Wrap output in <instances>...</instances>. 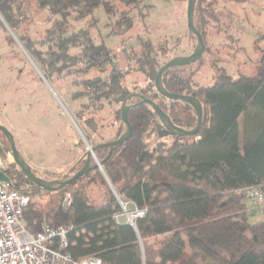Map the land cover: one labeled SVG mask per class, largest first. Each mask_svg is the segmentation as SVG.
Returning <instances> with one entry per match:
<instances>
[{"label":"trees","instance_id":"1","mask_svg":"<svg viewBox=\"0 0 264 264\" xmlns=\"http://www.w3.org/2000/svg\"><path fill=\"white\" fill-rule=\"evenodd\" d=\"M143 1L0 0V26L14 33L40 72L48 81L69 79L70 99L79 101L73 114L91 147L102 143L92 137L97 131L93 113L117 105L116 139L125 130L121 103L131 94L154 101L178 126L195 125L191 105L167 99L154 87L156 73L165 63L159 60L168 51L165 46L156 48L151 40L140 39L137 48L124 50L127 67H122L117 53L96 42L89 27L72 26V21H82L102 6L106 14L118 16L114 26L117 34H124L132 27L133 11L146 15L141 11ZM203 2L196 0L193 23L207 48L206 12L210 10L218 23L221 14L212 2L204 9ZM118 4L123 6L119 11ZM35 12L45 13L49 23L38 39L28 28ZM187 66L165 70L162 83L170 92H194L201 101L196 134L173 135L149 104L131 106L130 137L105 160L109 148L94 152L98 161L104 160L103 172L91 168L56 190L59 203L49 210L32 198L34 190H48L29 181L14 162L2 167L11 187L29 197L22 208V223L29 232L71 223L66 249L78 264L89 256L100 264H264V219L250 220L241 192L249 185H261L264 191V46L249 75L233 78L219 67L212 83L196 85L193 73L183 74ZM130 71L142 74L146 84L133 81L129 88L125 78ZM138 100L135 95L129 103ZM150 135L153 143L147 140ZM94 162L90 157L89 165ZM105 178L114 191H107L103 202L91 203L85 184L106 186ZM66 192L72 195L69 208L61 204ZM119 200L144 209V214L133 225L116 220L113 214L122 210Z\"/></svg>","mask_w":264,"mask_h":264},{"label":"rangeland","instance_id":"2","mask_svg":"<svg viewBox=\"0 0 264 264\" xmlns=\"http://www.w3.org/2000/svg\"><path fill=\"white\" fill-rule=\"evenodd\" d=\"M143 2L146 6L141 11L146 15L139 17L137 11H133L135 19L132 27L124 34L116 32L114 23L118 16L106 14L102 6L97 7L92 16L72 21V26L76 29L89 27L96 42L102 41L117 53L122 67H127L124 50L137 48L140 39L151 40L156 48H167V53L160 56V62L190 54L196 39L187 28V0ZM210 2L221 14V22H216L209 15L210 10L206 12L209 21L207 48L201 59L188 65L183 72L184 75L193 73L196 85L212 83L219 67L233 78L240 74H252L264 46V0H204V9L209 8ZM115 6L117 11L123 8L121 4ZM32 19L28 25L29 33L38 39L49 25L47 16L43 12H35ZM133 81L146 84L142 74L130 71L125 83L131 88ZM72 91L69 79L48 81L14 33L0 26V123L12 133L16 148L32 171L47 180L72 175L83 166L85 158L82 157L87 147L91 146L85 138L81 122L74 117L73 110L79 101L70 99ZM116 107L107 106L93 113L97 131L92 133V137L96 142L115 139L119 125L114 117ZM153 139V135L147 138L152 143ZM5 144L8 145L7 140L0 133V166L3 167L13 162ZM92 158L96 162V157ZM106 183V186L98 182L85 184L91 203L103 202L107 191H114L107 179ZM32 198L49 210L58 205L60 192L34 190ZM258 219H264V214L250 215L251 221ZM120 220L125 221V218Z\"/></svg>","mask_w":264,"mask_h":264},{"label":"built area","instance_id":"3","mask_svg":"<svg viewBox=\"0 0 264 264\" xmlns=\"http://www.w3.org/2000/svg\"><path fill=\"white\" fill-rule=\"evenodd\" d=\"M2 169V168H0ZM247 210L250 214H264V191L261 185H249L242 188ZM28 195L11 187L9 181L0 180V264H78L67 251L68 233L72 224L57 227L45 225L38 232H29L22 223V208L28 202ZM72 195L66 192L61 204L69 208ZM121 212L113 217L133 223L145 210L131 203L119 200ZM81 264H100V260L89 256Z\"/></svg>","mask_w":264,"mask_h":264},{"label":"water","instance_id":"4","mask_svg":"<svg viewBox=\"0 0 264 264\" xmlns=\"http://www.w3.org/2000/svg\"><path fill=\"white\" fill-rule=\"evenodd\" d=\"M195 2L196 0H187V6H186L187 28L194 35L196 39V43H195V46L192 52L186 56H176V57H172L171 59L167 60L158 69L156 76H155V80H154V87L157 90V92H159L162 96L166 97L167 99H173V100H179L182 102H186L192 106L196 114L195 125L190 129H186L184 127L178 126L171 121L167 113L164 110H162L154 101L145 97L142 94H131L122 101L121 107H120L121 119H122V122L125 124V130L116 139L99 143L93 147L88 146L87 151L85 153L86 159H85L83 166L79 168L78 170H76L75 172H73L72 175L47 180L45 178H42L36 175L32 171L30 164L22 157V155L16 148L12 133L4 125L0 123V133L4 135L8 143V145L7 144L4 145L5 149L12 156L13 162L20 168L22 173L28 178L29 181L33 182L37 187L41 189L51 191V190H58L64 187L65 185L73 182L81 174L85 173L91 168H98L102 171L103 161L106 158H108V156L111 154V152L116 147H119L131 135V126H130L129 121L127 120V112L130 109V107L133 105L142 104V103L149 104L154 110V112L156 113L160 123L166 128V130H168L173 135L191 136V135L196 134V132L198 131L201 125V121H202L203 109H202L201 101L198 99V97H196L194 92L190 94L170 92L165 89L162 83V74L165 70L171 67H175V66L189 65L195 62L196 60H198L202 56L203 52L205 51V45H204L202 36L193 23V10L195 6ZM135 95L139 97V100L136 101L135 103H129V100ZM103 147L109 148L108 154L106 155L104 160H101V161L96 160L94 165H89L90 157H95L94 152L97 149H100ZM0 180L8 181V177L4 174L2 169H0ZM127 223H130V222H127ZM130 224L133 225V223H130Z\"/></svg>","mask_w":264,"mask_h":264},{"label":"crops","instance_id":"5","mask_svg":"<svg viewBox=\"0 0 264 264\" xmlns=\"http://www.w3.org/2000/svg\"><path fill=\"white\" fill-rule=\"evenodd\" d=\"M3 166H0V168H2ZM253 215H255V214H253Z\"/></svg>","mask_w":264,"mask_h":264},{"label":"flooded vegetation","instance_id":"6","mask_svg":"<svg viewBox=\"0 0 264 264\" xmlns=\"http://www.w3.org/2000/svg\"><path fill=\"white\" fill-rule=\"evenodd\" d=\"M2 134V133H1Z\"/></svg>","mask_w":264,"mask_h":264}]
</instances>
